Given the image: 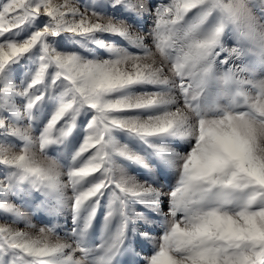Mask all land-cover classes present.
Wrapping results in <instances>:
<instances>
[{
    "label": "snow or ice",
    "instance_id": "1",
    "mask_svg": "<svg viewBox=\"0 0 264 264\" xmlns=\"http://www.w3.org/2000/svg\"><path fill=\"white\" fill-rule=\"evenodd\" d=\"M0 169V264H264V0H0Z\"/></svg>",
    "mask_w": 264,
    "mask_h": 264
},
{
    "label": "rangeland",
    "instance_id": "2",
    "mask_svg": "<svg viewBox=\"0 0 264 264\" xmlns=\"http://www.w3.org/2000/svg\"><path fill=\"white\" fill-rule=\"evenodd\" d=\"M79 2L81 4L88 2V0H79ZM98 3H103L104 0H97ZM153 3H157L159 2V0H152ZM99 10V9H98ZM119 14V13H118ZM153 23V17L151 15L146 16L144 19L140 20L138 22V27L142 28L144 31H148ZM109 39H115L118 40V38L116 37H109ZM17 79L16 82L17 84L20 83V78H22V72L21 73H16L15 74ZM83 117L81 118V123H83ZM122 142H128L127 138H123ZM50 154H53L50 152ZM0 171H2V169H0ZM129 172L132 175H136L139 179H144L145 178V173L142 172V170H138L134 165L129 167ZM155 179H157V182L160 185H163L164 189L167 190L168 186L172 183L175 182V174H171V173H163V172H157L156 176L154 177ZM166 210V209H165ZM104 209L103 207L100 209V213H98V221L102 220V213H103ZM67 218L68 220V227H71V219H70V210H66L65 213L59 217L58 222L61 225V235H63V232L66 230L64 227L65 224V219ZM3 220H0V223H3ZM33 223H35L37 225V227L41 226L40 224V219L39 218H33ZM17 227H23V225H15ZM141 230H146L149 231L153 236H159L161 229L159 228L158 223L157 224H153L152 226H148V225H142L140 226ZM98 231V228H97ZM136 249L137 251H140L142 254H148L152 251V247L151 245L144 240L141 239H137L136 241ZM123 259L127 260L129 259V257H124Z\"/></svg>",
    "mask_w": 264,
    "mask_h": 264
}]
</instances>
